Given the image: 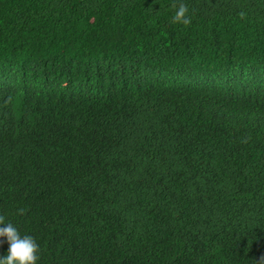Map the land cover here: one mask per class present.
Instances as JSON below:
<instances>
[{"label": "trees", "instance_id": "obj_1", "mask_svg": "<svg viewBox=\"0 0 264 264\" xmlns=\"http://www.w3.org/2000/svg\"><path fill=\"white\" fill-rule=\"evenodd\" d=\"M0 215L37 264H264V0H0Z\"/></svg>", "mask_w": 264, "mask_h": 264}, {"label": "clouds", "instance_id": "obj_2", "mask_svg": "<svg viewBox=\"0 0 264 264\" xmlns=\"http://www.w3.org/2000/svg\"><path fill=\"white\" fill-rule=\"evenodd\" d=\"M172 8L175 9L173 21L187 26L191 23V17L188 15L189 8L183 2L177 4L174 2ZM250 115L245 112V118ZM25 209L20 208L18 214H23ZM6 217L0 215V237H7L9 250L6 257L0 258V264H37L39 245L36 239L31 235H20L18 229L12 223H5Z\"/></svg>", "mask_w": 264, "mask_h": 264}]
</instances>
